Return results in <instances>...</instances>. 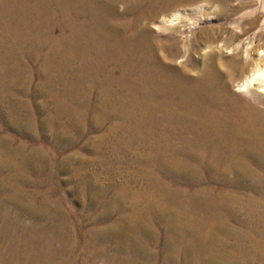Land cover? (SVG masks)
<instances>
[{
    "label": "bare ground",
    "instance_id": "1",
    "mask_svg": "<svg viewBox=\"0 0 264 264\" xmlns=\"http://www.w3.org/2000/svg\"><path fill=\"white\" fill-rule=\"evenodd\" d=\"M232 1L0 0V122L30 134L48 122L55 145L59 116L78 139L88 123L103 131L96 152L105 143L117 156L132 154L129 163L146 186L143 192L122 183L113 197L103 187L91 194L95 220L118 218L83 232L91 236L82 243L91 254L80 261L73 213L23 188L26 169H49L55 160L45 165L41 149L27 157L25 147L3 140L0 156L19 157L23 165L0 180V264H98L99 258L103 264H264V49L227 57L235 48L217 35L208 61L186 70L173 63L177 39H162L150 27L160 14L159 27L173 25L183 8H217V16L231 18L244 8ZM247 20L257 26L260 17ZM242 55L251 60L250 71L237 94L230 80ZM49 105L53 118L40 120ZM3 186L10 192L5 197Z\"/></svg>",
    "mask_w": 264,
    "mask_h": 264
},
{
    "label": "rangeland",
    "instance_id": "2",
    "mask_svg": "<svg viewBox=\"0 0 264 264\" xmlns=\"http://www.w3.org/2000/svg\"><path fill=\"white\" fill-rule=\"evenodd\" d=\"M238 3L244 5V8H240L239 12L232 15L231 18L225 15L217 16L219 13V9L217 8H211L212 10L209 9V11L205 12L186 10L183 8V10H181V12L183 11L182 18L177 21L178 23L175 22L173 25L166 24L164 28L159 27V21L162 17L160 14L158 18L150 20V27L154 31V34L156 33V36H161L162 39L168 37H175L177 39L180 53L177 60L173 63L186 70H191L192 67H200L202 63L208 61L211 54V49L208 48V46L213 44V40L217 35H220L221 38H224L227 41L229 40L228 43L232 44V47L235 48L232 51L234 54L225 52L223 53L224 56H235L236 52L237 54H240L242 51H247L248 56H255V53L264 49V0L232 1V5ZM124 8V3H120L119 11L122 12ZM194 8H196V6ZM169 14H172V12ZM253 14L260 17L257 26H251L247 20V18H251ZM243 17L246 18V20L243 21L240 27L237 24H232V22L237 23L238 19ZM59 34L60 32L58 31L57 35ZM236 36L239 38L237 39ZM250 61H247L245 56L242 55V65L235 70L234 75L230 80V85L232 89H234V92H238L237 94H241L239 93V84L250 71V66L248 68ZM40 67V63L35 65L36 70L40 69ZM35 84L40 86V79L38 77L35 79L34 86ZM33 90V88L29 89L28 96H30ZM245 97L249 99L254 98L252 95H245ZM35 98L42 103L50 104L47 97L38 95ZM53 115L54 112L49 105L45 110L38 114V117L40 120L46 121L53 118ZM67 119L68 118L65 116L58 117L59 124L58 129H56L57 127L55 128V132L58 134L61 133V138L59 140L60 144L57 145H55L56 141L54 138L53 126L48 122H46L44 126L45 128L43 129L38 125L37 132L34 134H30L28 130L18 124H13L11 127L6 128L5 124L0 122V145L4 140V142H10L13 149L25 147L27 150L26 154L29 155L27 157H31L30 154L33 155L34 149H41L44 154L40 155V159L45 165L48 164V160H55L56 165L49 169L47 167H29L33 170L26 169L24 172V168L23 172L26 174L28 182L25 183L23 188L25 193H28L31 196L37 194H39V196L47 195L51 202H55L62 206L64 210L73 213L75 221L79 223L80 231L78 235L81 241L79 243L80 246L78 247V255L79 260L81 261L91 254L89 252L90 250L85 251L82 247L83 241L90 239L91 236L84 235L83 232L89 231L96 226H99L101 229H106L108 224L118 218L117 215H110L99 221L95 220L93 214L96 212V209L90 207L88 204L91 194L96 192L97 188L103 187L108 189V196L113 197L116 193V186L122 183L131 184L132 189H139L143 192H145L146 186L144 179L137 176L130 165L132 154L128 156H117L112 151V148L105 143L101 146L102 152L98 154L96 148L100 145L99 138L103 134V131L90 129V126L87 123L85 126L87 135L78 139V132L73 126L68 127V130L64 129V122H66ZM112 123L113 121L109 122L107 126H111ZM63 147L66 148L60 150ZM63 161L65 162L64 167L59 168L58 162ZM22 165V159L19 157L0 156V180L4 177H8L13 171L14 173L20 172ZM174 183L176 187L186 186L182 181L175 180ZM8 190L9 188L7 186H3L1 195L5 197L6 194H10ZM90 190H92V192ZM105 195L106 193L104 190L102 196ZM35 203L37 205L40 204V197H37ZM109 209L106 207L103 208L102 211H108ZM13 212L14 211H12V214L14 215L15 212ZM240 218L245 220L246 216H240ZM32 221L33 217H27L26 222L28 224ZM233 224L238 228H244L239 221H233ZM49 227L51 229L54 228L52 225ZM163 232L164 229H161L160 234ZM0 243V246L4 243L1 238ZM55 243L57 244V242ZM1 253L2 251L0 249V255ZM103 260L104 258H99L98 264H103ZM257 264H261V262L258 261Z\"/></svg>",
    "mask_w": 264,
    "mask_h": 264
}]
</instances>
